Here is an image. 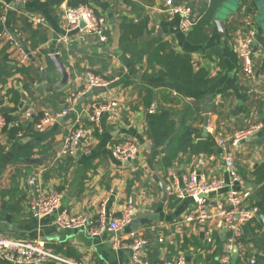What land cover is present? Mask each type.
<instances>
[{
	"label": "crops",
	"instance_id": "0c3cea01",
	"mask_svg": "<svg viewBox=\"0 0 264 264\" xmlns=\"http://www.w3.org/2000/svg\"><path fill=\"white\" fill-rule=\"evenodd\" d=\"M0 1L11 4L6 28L22 31L21 42L32 53L22 64L29 71L14 72V65H19V53L7 40L0 39V114L8 113L14 119H21L23 127L16 138H10L5 130L0 132V235L45 240L53 252L82 263L138 264L129 249L115 244L118 238L129 240L130 234L135 232L148 238L142 250L145 261L173 259L185 253L187 264H224L221 260L224 235L215 244L207 236V229L214 226L215 220L207 224L188 221L187 216L195 208L193 198L178 199L167 185L172 172L176 171L182 180L200 156L204 158L201 173L230 182L217 141L261 124L252 136L232 147L241 177V183L235 185L249 190L250 203L258 206L263 183L257 181L255 171L264 165V107L260 97L264 91V0H246L247 4L244 0H231L216 15L208 31L209 39L202 44L188 39L189 32L180 28V16L172 19L166 16L162 11L165 0H89L97 12L108 18V43L89 41L74 44L71 49H65L58 40L65 33L63 11L69 0H26L23 6L13 4L14 0ZM206 1L180 3L197 8ZM2 14L0 5V16ZM30 14L44 17L46 25L32 23L28 18ZM247 15L258 25L253 44L254 73L250 76L243 71L237 53ZM24 19L31 22L32 27L46 31L47 41L32 48L30 32L23 30ZM218 21H222V30ZM137 28L143 34L140 39L161 37L176 52L190 54L196 69L203 68L214 78L213 84L203 91H193L160 76L159 66H150L147 56L134 62L131 52L123 45ZM55 53L68 73L66 83L54 61L55 70L48 68L47 54L50 57ZM87 71L107 79L106 90L90 91L71 114L59 116L46 131H37L34 116L43 108H49L52 114L61 113L70 92L81 89L86 83ZM144 86L158 93L153 108L174 110L177 133L185 124H191L201 130L203 137L211 135L219 152L211 155L181 153L172 166L164 167L165 151L162 150L150 162L152 141L146 133V108L141 94ZM11 90L21 93L20 104L13 101ZM114 101L117 105L103 114L100 128L90 129L89 116L94 104ZM29 106L36 108L31 117L26 116ZM207 115L208 125L205 126ZM73 125L88 131L84 139L86 147L76 156L59 155L58 147ZM125 139L141 145V154L136 160L121 161L112 156V146ZM29 141L34 144L33 155L21 158L20 149ZM32 178L34 184H30ZM227 190L228 187L213 194L212 201L225 198ZM50 191L63 193L59 211L67 209L93 217L103 204L108 213L120 215L131 201L133 219L123 232H105L99 236L59 227L55 221L59 211L39 217L32 209L33 199ZM259 223L261 227L255 223L247 227L243 253L248 258L264 261V244L261 243L264 222L261 219ZM0 264L13 263L0 256ZM230 264H240V259L234 256Z\"/></svg>",
	"mask_w": 264,
	"mask_h": 264
},
{
	"label": "built area",
	"instance_id": "2783aa9c",
	"mask_svg": "<svg viewBox=\"0 0 264 264\" xmlns=\"http://www.w3.org/2000/svg\"><path fill=\"white\" fill-rule=\"evenodd\" d=\"M3 14L0 16V39L7 40L10 47L19 53V65H22L32 55L30 50L26 49L21 43L22 31L17 28L7 29V14L11 9V4L0 1ZM13 3L23 6L26 0H14ZM163 12L170 19L180 16V28L184 32H189L196 20L193 8L185 3H176L175 0H165ZM66 29L65 33L59 37V42L65 49H71L74 44L96 41L107 44L109 21L105 14L99 13L89 4L66 5L63 11ZM29 20L35 25H46L44 17L36 14L28 15ZM84 24V25H82ZM258 32V25L251 15L244 18V33L237 47V53L241 59L242 69L247 76L254 73L253 63V44ZM87 78L84 86L72 91L66 97V106L59 114H52L49 108H43V117L36 122V130L44 132L49 126L54 124L59 116L71 114L81 98L87 95L94 87L109 84L104 77L94 74L90 71L85 73ZM264 107V91L260 94ZM117 103H99L94 104L90 113L91 127L94 130L100 128L102 116L111 111ZM151 112L154 108L150 109ZM36 112L34 106H29L26 116L31 117ZM21 119H14L8 122L3 114H0V132L6 127H18L21 125ZM261 124H254L250 127L237 131L232 137L220 138L217 146L223 153V166L229 173L231 181L228 182L222 177H209L201 173L200 165L204 163L203 157H198V163L183 175L182 180L176 171L170 174L167 188L178 199L191 197L194 200L195 208L187 216L188 221H197L207 224L208 221L215 220L214 226H209L207 236L212 244L218 242L221 235H224L221 260L224 264H230L234 256L240 259V264H255V258H248L244 255L245 249L243 236L246 228L253 223L261 221V212L258 206L252 205L249 201L250 191L243 186H236L241 183V177L235 165V158L232 147H237L242 140L252 136L259 130ZM87 130L73 125L69 133L64 137L58 147V154L65 156H76L79 150L85 149L84 139ZM111 154L114 158L121 161L136 160L141 154V145L132 139H125L115 143L111 148ZM32 178L30 184H34ZM228 187L225 198L221 197L212 201V195L217 194ZM63 193L59 191L43 192L39 197L33 199L32 209L35 216H44L55 213L60 210ZM134 208L131 201H128L123 207L120 215L108 213L103 204L99 208L96 217L85 213H73L67 209L59 211L56 216V224L59 227L82 230L91 236H99L105 232L119 233L131 223L133 219ZM155 226L151 230H155ZM130 239L115 241L116 246L124 247L130 250L132 259L138 264H187L185 253H179L173 259H162L161 261H145L142 259V250L148 243V238L141 234L132 232ZM162 242L163 238H159ZM0 256L13 264H47L55 261L58 264H90L72 260L62 254L53 252L45 240L41 239H14L0 235Z\"/></svg>",
	"mask_w": 264,
	"mask_h": 264
},
{
	"label": "trees",
	"instance_id": "16d2710c",
	"mask_svg": "<svg viewBox=\"0 0 264 264\" xmlns=\"http://www.w3.org/2000/svg\"><path fill=\"white\" fill-rule=\"evenodd\" d=\"M189 0H176L177 3ZM231 0H208L201 6L195 8L190 6L196 13V20L194 21L192 29L188 33V39L195 44H202L209 39V28L214 24L216 15L228 5ZM89 0H69V5H80L88 3ZM247 4V1H243ZM243 3L240 5L242 6ZM23 30L30 32L29 40L32 48H37L40 44L47 41V33L41 28L32 27L31 22L23 20ZM13 29V28H12ZM142 31L137 28L132 36L123 45L124 49L130 51L131 57L135 61H142L144 56H147V62L150 66H159L158 74L175 82L180 86L193 91H203L209 88L214 81V78L209 75V72L203 68L196 69L195 63L190 54H180L171 47V44L164 41L161 37H148L146 40L142 36ZM25 47V46H24ZM26 48V47H25ZM48 58V68L54 69L53 60ZM14 72H27L29 69L23 65H14ZM1 75V73H0ZM49 78V77H48ZM60 95L61 93H57ZM13 101L20 104L21 93L17 90H11ZM143 104L146 108V133L152 141V150L149 161L158 157L162 150L165 151L163 157V166L170 167L178 160L181 153H188L189 155L207 154L211 155L218 153L216 149L215 139L211 135L202 136L201 130L191 124H185L182 130L177 133L176 114L172 108L158 107L153 108L154 101L158 93L149 87H142L141 89ZM52 98V97H51ZM8 122L14 120V117L8 113H4ZM43 117V113H38L33 118V121L38 122ZM22 126L6 127L4 130L8 133L10 138H16ZM32 141L22 145L20 149V157H31L33 155ZM257 181L263 183L261 189V200L257 203L261 214H264V165L257 168L255 171ZM261 222V221H260ZM261 227L262 223H256ZM251 227V226H249ZM248 227V228H249ZM247 230V228H246ZM264 244V239L261 242ZM259 246V243L258 245ZM69 251V250H68ZM71 255L70 252H68ZM255 264H264V261L258 260Z\"/></svg>",
	"mask_w": 264,
	"mask_h": 264
},
{
	"label": "water",
	"instance_id": "95a60500",
	"mask_svg": "<svg viewBox=\"0 0 264 264\" xmlns=\"http://www.w3.org/2000/svg\"><path fill=\"white\" fill-rule=\"evenodd\" d=\"M13 4H15V3H13ZM14 6H15V5H14ZM218 24H219L220 29L222 30V28H223V27H222V21H218ZM82 25H84V24H82ZM21 43H22V42H21ZM50 58L54 61V63L56 64L58 70H59L60 73L62 74V77H63V78H62L63 83H66L67 80H68V73H67V71H66L64 65H63L62 62L60 61V59H59V55H58L57 53H55V54L50 55ZM93 90H94V91L106 90V87H104V86L94 87ZM204 124H205V126L208 125V115L205 117V123H204ZM203 134H204V135L207 134L206 129H204ZM33 162H34V160H33ZM261 219H262L263 222H264V215H263V214L261 215Z\"/></svg>",
	"mask_w": 264,
	"mask_h": 264
}]
</instances>
